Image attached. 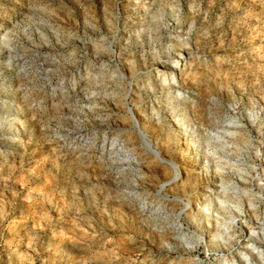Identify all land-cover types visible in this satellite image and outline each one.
Returning <instances> with one entry per match:
<instances>
[{"label":"rangeland","instance_id":"rangeland-1","mask_svg":"<svg viewBox=\"0 0 264 264\" xmlns=\"http://www.w3.org/2000/svg\"><path fill=\"white\" fill-rule=\"evenodd\" d=\"M0 264H264V0H0Z\"/></svg>","mask_w":264,"mask_h":264},{"label":"bare ground","instance_id":"bare-ground-1","mask_svg":"<svg viewBox=\"0 0 264 264\" xmlns=\"http://www.w3.org/2000/svg\"><path fill=\"white\" fill-rule=\"evenodd\" d=\"M150 5V4H149ZM147 6V5H146ZM148 7V6H147ZM154 37L157 36L158 32H159V28H158V25L156 24L155 27H154ZM153 37H151L150 39H152ZM178 42V41H177ZM177 59L175 58H166L165 57V60H163L161 63H164L165 65H168L169 66V69H168V72L174 77V71L176 69V63H177ZM171 76V77H172ZM171 82L167 81L166 79H163L162 80V87L166 90H169V86H170ZM170 95V94H169ZM130 110V113L132 114L131 112V109L129 108ZM169 118L173 119L175 122H176V126L178 127V130H180L181 133L185 134L187 136V138L189 140H187V143L185 144L186 145V148L188 149V151L190 150L192 153H194L195 150H200V146L197 142H199L194 135V132L192 129H187V127H181L180 125V122L179 120L176 118V116L172 113V112H169L168 114ZM132 117L136 120V117L134 116V114H132ZM172 121V120H171ZM8 124L9 126H13V130H15L16 128H18L17 124H15V116L13 117V119L11 118L9 121H8ZM194 125V123L192 124ZM136 127L138 128L142 138L145 137V134L144 132L141 130V128H139V124H138V121L136 120ZM192 127V126H191ZM12 129V128H11ZM180 134V133H179ZM16 135V134H15ZM184 135V136H185ZM179 136V135H178ZM189 151V152H190ZM201 151V150H200ZM196 152V151H195ZM156 153V152H154ZM199 153V152H198ZM157 156L160 157V155L158 153H156ZM162 159V158H160ZM174 166V165H173ZM178 176V170H176V173L174 174V177L173 178H176ZM201 208V207H200ZM202 210H199L198 212H201ZM202 213V212H201ZM200 213V214H201ZM198 215V214H197ZM200 216V215H199ZM199 219V218H198ZM200 222V221H199ZM201 230L202 231H206V227L203 228L201 227ZM251 233V232H250ZM211 234V233H210ZM211 235H209V238L207 240L209 241H212L213 239H216V238H222V234L220 231H218V229L214 230V234L210 237ZM208 241V242H209ZM206 243V242H205ZM246 259V258H245Z\"/></svg>","mask_w":264,"mask_h":264}]
</instances>
